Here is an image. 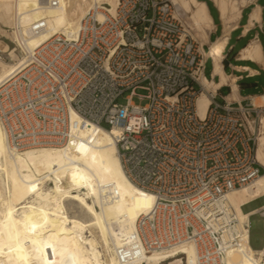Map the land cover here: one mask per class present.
<instances>
[{"label": "built area", "instance_id": "obj_1", "mask_svg": "<svg viewBox=\"0 0 264 264\" xmlns=\"http://www.w3.org/2000/svg\"><path fill=\"white\" fill-rule=\"evenodd\" d=\"M106 6L91 8L76 35L55 34L30 52L26 66L0 85V129L23 149L63 145L89 122L118 128L127 176L155 195L136 224L144 250L194 246L195 264H229V252L245 238L225 201L264 174L256 153L264 107L252 96L229 101L204 87L206 52L223 35L205 50L172 0ZM43 26L37 21L33 30ZM9 49L0 48V58ZM204 92L210 101L200 114ZM255 210L249 217H264Z\"/></svg>", "mask_w": 264, "mask_h": 264}, {"label": "bare ground", "instance_id": "obj_2", "mask_svg": "<svg viewBox=\"0 0 264 264\" xmlns=\"http://www.w3.org/2000/svg\"><path fill=\"white\" fill-rule=\"evenodd\" d=\"M172 2L188 18L187 31L192 34L195 30L200 41H209L213 24L206 3ZM214 2L226 29L224 36L212 43V50L206 52L207 59L214 58L215 72L221 75L220 84L202 77L204 87L212 91L228 80L220 69V54L233 27L229 24L239 18L241 7L248 1ZM117 3L118 0H60L58 6L52 7L38 0H0V20L12 26V37L23 53L19 55L17 48H10L11 61L0 58V85L23 69L29 53L55 34L76 35L91 8L109 5L113 11ZM259 18L260 8H255L251 25ZM40 20L44 26L33 30L34 23ZM258 47L252 42L242 56H252ZM0 48L6 51L8 44L0 40ZM238 97L233 82L228 99L237 101ZM209 101L205 92L199 96L200 114H204ZM252 101L264 107V94L253 96ZM72 119H79L76 113H72ZM262 125L256 153L264 167V116ZM75 132L76 138L63 145L18 149L0 129V264H195L194 246L147 253L136 238L137 220L151 208L155 195L127 176L114 137L119 129L110 131L89 122ZM263 196L264 174L227 194L225 204L236 213L238 231L245 238L229 252V264H264V245H251L250 218L242 209V205ZM255 211H264V205Z\"/></svg>", "mask_w": 264, "mask_h": 264}, {"label": "crops", "instance_id": "obj_3", "mask_svg": "<svg viewBox=\"0 0 264 264\" xmlns=\"http://www.w3.org/2000/svg\"><path fill=\"white\" fill-rule=\"evenodd\" d=\"M208 9V13L211 17L213 28L209 32V41L202 42L204 49H208V45L213 39L224 36L225 23L222 19V13L214 0H203ZM248 2L241 7V14L239 18L232 21L229 25L233 26L230 29L229 36L227 38V44L224 52L219 58L220 69L227 76V82L222 83L217 87L219 99L228 96L232 93V83L237 86L238 100L244 101L250 96H256L264 94V92H257V90L264 83V2L262 0H247ZM255 8H260V18L254 21L251 25V15ZM212 9L217 12V19L212 13ZM247 11V15L245 13ZM233 23V24H232ZM236 34L237 42L245 41L235 51V44L232 45L231 41L233 35ZM257 43L258 50L252 54V56L244 57L243 52L252 43ZM216 62L214 59H207L205 62V77L207 80H211L217 83H221V75L219 72H215ZM209 70V74L206 71ZM232 81V82H231ZM246 89L253 90V92H244ZM230 100V99H228ZM233 101V100H230ZM264 205V204H263ZM262 206V205H261ZM259 206V207H261ZM258 208V207H257ZM252 211V210H251ZM253 214H250V220Z\"/></svg>", "mask_w": 264, "mask_h": 264}, {"label": "rangeland", "instance_id": "obj_4", "mask_svg": "<svg viewBox=\"0 0 264 264\" xmlns=\"http://www.w3.org/2000/svg\"><path fill=\"white\" fill-rule=\"evenodd\" d=\"M262 2H264V0H262ZM212 13L215 16V18L217 19V12L214 9H212ZM246 15H247V11L245 13V16ZM186 18L187 17H185V15H184L185 27L188 28V21L189 20H188V18L187 19ZM11 28H12V26H10L8 24H5L3 21L0 20V40H2L5 43L9 44L11 49L12 48H17L16 52L19 55H22L23 53H22L21 49L18 48V45H17L16 41L12 37ZM194 31L195 30H192L193 37L195 39L199 40V37L197 36L196 31L195 32ZM244 43H245L244 40L240 41V42H237L236 34L233 35L231 44L232 45L235 44V51L240 46H242ZM2 48H4V47H2ZM4 57L5 58L3 60H5L6 62H10L11 61V58H10L9 55L6 54ZM206 74H209V70L206 71ZM137 92L138 93H143V94L145 93V91H143V90H138ZM244 92H253V90L246 89ZM257 92H264V83L257 90ZM120 101L124 102L125 100L124 99H120ZM134 101L136 103L140 102L138 97H134ZM145 102H146L145 100L142 101V103H145ZM263 204H264V196L254 200V201H251V202L247 203L246 205H243L242 209H243L244 212H249V211H251V210H253V209H255V208H257V207H259V206H261ZM251 221H252V234H251V237H250V243H251V245L253 247L260 248V247H262L264 245V217H261L259 214H254L251 217ZM235 259H237V256L235 257Z\"/></svg>", "mask_w": 264, "mask_h": 264}, {"label": "trees", "instance_id": "obj_5", "mask_svg": "<svg viewBox=\"0 0 264 264\" xmlns=\"http://www.w3.org/2000/svg\"><path fill=\"white\" fill-rule=\"evenodd\" d=\"M251 221V220H250ZM250 234H252V221H251V229H250Z\"/></svg>", "mask_w": 264, "mask_h": 264}]
</instances>
